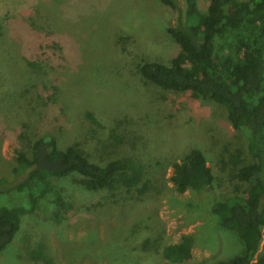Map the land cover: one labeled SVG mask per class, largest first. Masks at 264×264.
Returning <instances> with one entry per match:
<instances>
[{
	"label": "rangeland",
	"instance_id": "374dc122",
	"mask_svg": "<svg viewBox=\"0 0 264 264\" xmlns=\"http://www.w3.org/2000/svg\"><path fill=\"white\" fill-rule=\"evenodd\" d=\"M197 3L203 11L210 6ZM175 22V11L160 0H0V177L25 179L29 170L14 173L18 151L30 154L33 141L54 136L60 148L75 146L101 165L136 158L152 181L142 196L110 195L85 188L77 172L53 176L75 209L57 223L54 194L40 198L0 264H41L29 257L39 242L53 264H214L245 252L238 231L213 212L238 183L230 154L240 149L246 163L252 159L245 133L223 105L147 84L139 73L144 58L169 63L178 54L167 32ZM53 42L57 48H48ZM40 43L48 59L31 67L26 60L42 53ZM192 148L205 154L214 186L179 193L172 164ZM185 234L193 243L187 262L155 253Z\"/></svg>",
	"mask_w": 264,
	"mask_h": 264
},
{
	"label": "trees",
	"instance_id": "16d2710c",
	"mask_svg": "<svg viewBox=\"0 0 264 264\" xmlns=\"http://www.w3.org/2000/svg\"><path fill=\"white\" fill-rule=\"evenodd\" d=\"M160 1L176 13V22L168 26L167 32L180 50L169 63L144 58L138 67L143 81L226 107L231 125L245 133L252 158L246 163L240 149L230 154L232 178L238 183L232 194L213 208L224 228L238 231L245 252L230 259L219 257L214 264H264V254L257 256L264 237V0H210L207 11L199 8L197 0H186L185 8L178 0ZM57 46L53 42L48 48ZM38 49L42 53L37 51L36 59L26 60L31 67L48 59L43 44ZM57 92L56 86L51 87L48 98L54 100ZM44 145L49 148L48 159L61 158L65 163L76 160L83 166L36 169V151ZM30 149V154L18 151L14 167L15 174L29 170L25 179L12 183L0 177V253L16 238L24 216L36 208L40 198L54 194L53 218L57 223L75 209L76 203L66 198L64 189L52 183L53 176L77 172L76 181L85 188L105 190L110 195L142 196L152 184L150 168L133 157L101 165L75 146L60 148L54 136L33 141ZM170 181L179 193H185L213 187L215 174L203 151L192 148L172 164ZM155 251L169 262L183 263L192 258L193 243L185 234L179 241ZM29 257L37 263L53 264L43 242L29 250Z\"/></svg>",
	"mask_w": 264,
	"mask_h": 264
},
{
	"label": "water",
	"instance_id": "95a60500",
	"mask_svg": "<svg viewBox=\"0 0 264 264\" xmlns=\"http://www.w3.org/2000/svg\"><path fill=\"white\" fill-rule=\"evenodd\" d=\"M37 162L35 165L36 169H46V170H68L69 168L79 165L83 166L82 162L72 160L69 163H65L63 159L57 158L54 160L48 159L49 148L48 145L40 146L37 148Z\"/></svg>",
	"mask_w": 264,
	"mask_h": 264
}]
</instances>
